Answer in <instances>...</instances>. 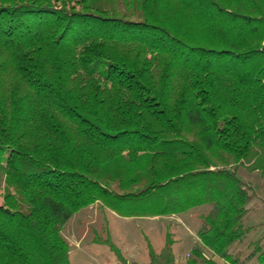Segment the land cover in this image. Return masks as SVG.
Listing matches in <instances>:
<instances>
[{
	"label": "trees",
	"instance_id": "16d2710c",
	"mask_svg": "<svg viewBox=\"0 0 264 264\" xmlns=\"http://www.w3.org/2000/svg\"><path fill=\"white\" fill-rule=\"evenodd\" d=\"M240 166L264 175V0H0V264H70L62 228L94 203L209 205L183 264H244Z\"/></svg>",
	"mask_w": 264,
	"mask_h": 264
},
{
	"label": "rangeland",
	"instance_id": "374dc122",
	"mask_svg": "<svg viewBox=\"0 0 264 264\" xmlns=\"http://www.w3.org/2000/svg\"><path fill=\"white\" fill-rule=\"evenodd\" d=\"M237 174L253 187L245 224L251 226L264 222V175L244 166L238 168ZM208 209L209 205H202L170 216L122 217L100 203H94L76 212L62 228V235L69 245L70 264H122L117 252L112 251L105 240L113 243L127 263L150 264L149 247L159 253L166 235L174 239L175 264H183L190 248L198 245L199 216ZM262 235L264 224L256 225L244 241L233 247L232 255L237 254L244 261L254 248L249 246L250 241ZM244 264L258 263L251 257Z\"/></svg>",
	"mask_w": 264,
	"mask_h": 264
},
{
	"label": "crops",
	"instance_id": "0c3cea01",
	"mask_svg": "<svg viewBox=\"0 0 264 264\" xmlns=\"http://www.w3.org/2000/svg\"><path fill=\"white\" fill-rule=\"evenodd\" d=\"M260 224H264V222L258 223L257 225H260ZM255 227H256V226H255ZM255 227H254V229H255ZM262 236H263V235H262ZM262 236H260L259 238H261ZM191 248H192V247H191ZM191 248H190V249H191ZM252 258H256L258 264H264V262L260 263V262L258 261V259H257L256 256H253ZM245 260H247V259L245 258ZM248 260H249V259H248Z\"/></svg>",
	"mask_w": 264,
	"mask_h": 264
}]
</instances>
